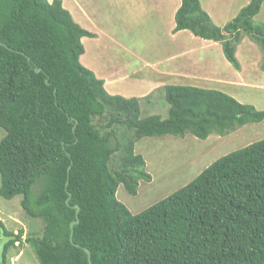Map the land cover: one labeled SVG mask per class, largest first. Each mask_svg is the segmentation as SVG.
Returning a JSON list of instances; mask_svg holds the SVG:
<instances>
[{
    "label": "trees",
    "instance_id": "obj_1",
    "mask_svg": "<svg viewBox=\"0 0 264 264\" xmlns=\"http://www.w3.org/2000/svg\"><path fill=\"white\" fill-rule=\"evenodd\" d=\"M181 2L175 31L221 43L236 69L235 43L245 33L264 51V24L254 22L264 0H251L224 27L201 0ZM84 37L95 34L61 0H0V196H22L23 210L44 221L43 234L26 239L39 263L90 264L88 249L92 264H264V139L139 214L117 198L120 185L137 195L140 181L152 180L136 153L143 138L225 137L264 121V110L220 90L168 85V118H142L141 99L110 95L81 63ZM5 229L16 240L3 264L23 236Z\"/></svg>",
    "mask_w": 264,
    "mask_h": 264
},
{
    "label": "rangeland",
    "instance_id": "obj_2",
    "mask_svg": "<svg viewBox=\"0 0 264 264\" xmlns=\"http://www.w3.org/2000/svg\"><path fill=\"white\" fill-rule=\"evenodd\" d=\"M84 1L91 3L96 13H105L108 18L112 19V26L108 31L114 39L109 41V37H105V46L101 47L102 54L107 46H113L115 55L128 62L132 60V56L124 52L120 45L122 42L125 45L139 43L133 41L134 34L125 38L119 15L121 14V19L124 21L123 14H128L129 25L133 23L134 27L138 28V34L140 33L144 42H147L150 37L153 38L155 35L157 38L164 36L173 26V8L180 2V0ZM202 1L206 9H211L214 12V19L221 26V24L233 21L237 9L247 5L246 2L249 0ZM85 7L90 15H94L89 7ZM254 22L255 25L264 24V11L255 18ZM122 38L124 39L122 40ZM103 41L104 37L101 39V42ZM235 45L237 58L243 70L241 79H244L242 82H246V84L234 83L231 91L235 96H232L243 104L253 105L263 111L264 51L262 45L248 33H245L240 42H236ZM86 47L91 49L89 42ZM140 64V60L133 61L134 66L131 69L136 71ZM232 79L239 82L236 78ZM141 105L142 118L157 115L162 119H167L169 116L170 106L165 99V93H157L150 99H144L141 101ZM5 136L6 131L0 127V142ZM263 139L264 121L247 124L225 137L213 134L207 140H201L192 134L185 137L167 135L143 138L136 144V153L144 157L147 163L146 171L152 176V180L150 182L141 180L137 195H131L124 185H120L117 198L133 214H139L191 183L219 158ZM118 160L119 157L114 156L111 166L117 167ZM22 200V196H17L12 200L0 196V221L16 235L23 231L22 241L17 242L9 252L7 264H40L33 247L26 239L34 235L41 236L45 229V223L42 219L31 217L23 210ZM11 257L13 260L10 262ZM16 257L18 258L16 259Z\"/></svg>",
    "mask_w": 264,
    "mask_h": 264
},
{
    "label": "crops",
    "instance_id": "obj_3",
    "mask_svg": "<svg viewBox=\"0 0 264 264\" xmlns=\"http://www.w3.org/2000/svg\"><path fill=\"white\" fill-rule=\"evenodd\" d=\"M61 1L64 8L72 14L81 27L95 34L93 38L84 37L82 39L85 53L80 60L85 67L105 82V89L110 95L144 100L156 96L157 93H164V88L168 85H183L216 89L232 96L234 93L231 90L234 83L246 84L242 82L244 79H241L242 68L237 70L226 59L221 43L199 38L188 30L175 31L176 13L181 7V0L173 8V26L164 36L157 38L155 35L154 39L150 37L147 42H144L140 33L138 34V28H135L133 23L129 25L128 14H123L124 21L121 19V14L119 15L125 38L134 34L133 41L139 43L125 45L122 42L120 45L124 52L132 56L129 62L115 55L113 46H107L103 54L101 52V47L105 46V37H109V41L114 39L108 31L112 26L111 17L108 18L105 13H96L91 3L84 0ZM249 3L250 0L246 2L247 5ZM201 5L214 23L219 26L220 23L214 19V12L206 9L202 0ZM85 6L89 7L94 15H90ZM243 7L237 9L234 19ZM263 11L264 5L261 13ZM226 24L228 23L221 24V27ZM102 37H104L103 42H101ZM87 42L91 46L90 50L86 47ZM137 60H140L141 64L135 71L131 68L134 66L133 61ZM232 78L238 79L239 82L233 81ZM12 260L11 257L10 262Z\"/></svg>",
    "mask_w": 264,
    "mask_h": 264
},
{
    "label": "water",
    "instance_id": "obj_4",
    "mask_svg": "<svg viewBox=\"0 0 264 264\" xmlns=\"http://www.w3.org/2000/svg\"><path fill=\"white\" fill-rule=\"evenodd\" d=\"M0 44H2V43H0ZM36 71L39 73V72H41V69H37ZM68 202H69V200H68ZM75 208L77 210V219L75 221H73L71 223V226H70V228H71V240L73 238V233H74V227H75V225H78L80 223V219L78 217H79V213H80L81 208H80L79 205L75 206ZM12 240H16V236L8 235L6 233L5 227L0 222V264H3L4 258H5L6 246ZM86 252H87V254L89 256L90 264H92V261H91V252L88 249H86Z\"/></svg>",
    "mask_w": 264,
    "mask_h": 264
}]
</instances>
